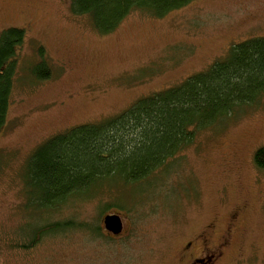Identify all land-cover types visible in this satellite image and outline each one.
<instances>
[{
	"label": "rangeland",
	"instance_id": "1",
	"mask_svg": "<svg viewBox=\"0 0 264 264\" xmlns=\"http://www.w3.org/2000/svg\"><path fill=\"white\" fill-rule=\"evenodd\" d=\"M71 3L0 0V32L26 31L0 131V264H178L185 241L213 221L219 235L238 205L246 206L239 230L214 264H264V170L253 159L264 146V101L198 131L152 183L93 190L47 214L27 206L26 191L27 163L50 138L117 116L264 36V0H192L159 17L137 10L105 33ZM42 59L39 73H51L39 79ZM113 213L120 236L102 220ZM69 219L75 227L32 248L11 247L22 229Z\"/></svg>",
	"mask_w": 264,
	"mask_h": 264
},
{
	"label": "trees",
	"instance_id": "2",
	"mask_svg": "<svg viewBox=\"0 0 264 264\" xmlns=\"http://www.w3.org/2000/svg\"><path fill=\"white\" fill-rule=\"evenodd\" d=\"M71 2L74 12L90 15L105 33L116 29L127 15L137 10L159 17L192 0ZM25 36V29L18 26L0 32V131L8 118ZM40 52L44 53L43 47ZM46 65L42 59L33 69L39 79L50 76L49 68L46 73H39ZM262 101L264 36H259L238 42L227 57L216 60L205 71L142 97L117 116L76 126L44 142L26 166L27 206L34 213L47 214L74 199L89 198L93 190L152 183L169 172L171 161L194 144L198 131L229 119L241 107ZM253 159L264 170V146L256 150ZM75 224L73 219L38 223L34 229L17 233V243L11 247L32 248L49 233L65 231Z\"/></svg>",
	"mask_w": 264,
	"mask_h": 264
},
{
	"label": "flooded vegetation",
	"instance_id": "3",
	"mask_svg": "<svg viewBox=\"0 0 264 264\" xmlns=\"http://www.w3.org/2000/svg\"><path fill=\"white\" fill-rule=\"evenodd\" d=\"M245 208V205L234 207L225 221L224 231L219 235L216 236L217 225L213 221L205 225L201 232L185 241L177 255L178 264H214L223 258L232 244L234 234L239 230L240 218ZM122 234L123 232L112 235Z\"/></svg>",
	"mask_w": 264,
	"mask_h": 264
},
{
	"label": "water",
	"instance_id": "4",
	"mask_svg": "<svg viewBox=\"0 0 264 264\" xmlns=\"http://www.w3.org/2000/svg\"><path fill=\"white\" fill-rule=\"evenodd\" d=\"M105 228L113 235H119L123 231V220L118 213L106 214L103 219Z\"/></svg>",
	"mask_w": 264,
	"mask_h": 264
}]
</instances>
